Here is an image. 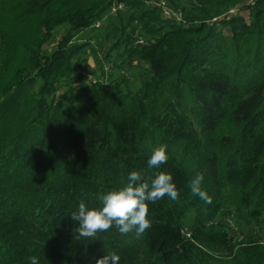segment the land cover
Listing matches in <instances>:
<instances>
[{
	"label": "trees",
	"instance_id": "trees-1",
	"mask_svg": "<svg viewBox=\"0 0 264 264\" xmlns=\"http://www.w3.org/2000/svg\"><path fill=\"white\" fill-rule=\"evenodd\" d=\"M133 170L171 173L179 199L149 203L139 237L74 239L79 202ZM260 231L264 0H0V264H264Z\"/></svg>",
	"mask_w": 264,
	"mask_h": 264
},
{
	"label": "clouds",
	"instance_id": "clouds-1",
	"mask_svg": "<svg viewBox=\"0 0 264 264\" xmlns=\"http://www.w3.org/2000/svg\"><path fill=\"white\" fill-rule=\"evenodd\" d=\"M168 158L166 145L154 148L147 161L148 169H159L167 163ZM203 179V175L197 173L189 181L188 187L192 194L210 204L212 198L201 187ZM165 196L171 200L179 199V190L171 173L156 171L154 174H146L133 170L128 174L124 186L98 194L99 207L79 202L77 210L71 212V219L78 222V227L73 229V238L78 241L97 240L98 233L112 227H116L121 235L135 231L139 237L151 227L148 219L149 203H155ZM28 259L29 264H39L36 256ZM94 260L95 264H119L120 256L108 252Z\"/></svg>",
	"mask_w": 264,
	"mask_h": 264
},
{
	"label": "rangeland",
	"instance_id": "rangeland-1",
	"mask_svg": "<svg viewBox=\"0 0 264 264\" xmlns=\"http://www.w3.org/2000/svg\"><path fill=\"white\" fill-rule=\"evenodd\" d=\"M235 11H236V9H232L230 12L235 13ZM124 16H125V14H124ZM108 24H109V21L105 20L104 22H102V27L105 29L108 26ZM91 64L93 65L92 61H91ZM249 228L250 227H244L243 230L248 233V232H250ZM257 229L259 230V228H257ZM260 235L263 236V239H264V233L261 232ZM210 257H211V260L214 264H230L231 263L229 261V258L220 249L211 251Z\"/></svg>",
	"mask_w": 264,
	"mask_h": 264
},
{
	"label": "built area",
	"instance_id": "built-area-1",
	"mask_svg": "<svg viewBox=\"0 0 264 264\" xmlns=\"http://www.w3.org/2000/svg\"><path fill=\"white\" fill-rule=\"evenodd\" d=\"M158 6H160L161 8L164 9V11H165V15H166L167 17H170V16H171V12L166 8V5H165L164 3H162V4H158Z\"/></svg>",
	"mask_w": 264,
	"mask_h": 264
}]
</instances>
